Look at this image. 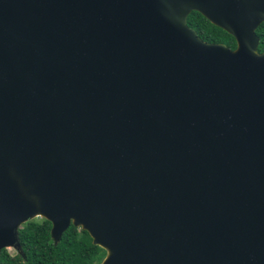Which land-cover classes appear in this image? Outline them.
Segmentation results:
<instances>
[{
	"label": "water",
	"instance_id": "95a60500",
	"mask_svg": "<svg viewBox=\"0 0 264 264\" xmlns=\"http://www.w3.org/2000/svg\"><path fill=\"white\" fill-rule=\"evenodd\" d=\"M263 22L264 0H0V251L41 216L101 264H264Z\"/></svg>",
	"mask_w": 264,
	"mask_h": 264
},
{
	"label": "trees",
	"instance_id": "16d2710c",
	"mask_svg": "<svg viewBox=\"0 0 264 264\" xmlns=\"http://www.w3.org/2000/svg\"><path fill=\"white\" fill-rule=\"evenodd\" d=\"M188 25L209 43H224L236 48V41L225 30L213 25L201 13L193 11ZM260 37L259 51H264V22L256 30ZM51 223L28 222L19 230L22 254L11 255L7 249L0 251V264H101L106 251L92 243L89 233L74 225L63 233L55 244L50 234Z\"/></svg>",
	"mask_w": 264,
	"mask_h": 264
},
{
	"label": "flooded vegetation",
	"instance_id": "af4514ba",
	"mask_svg": "<svg viewBox=\"0 0 264 264\" xmlns=\"http://www.w3.org/2000/svg\"><path fill=\"white\" fill-rule=\"evenodd\" d=\"M45 218H43V217H41V216H36L35 218H33V219H30L29 221H27V222H25V223H28V222H34V223H42L43 222V220H44ZM45 220H47V219H45ZM24 223V224H25ZM24 224H22L20 227H19V230H20V228L24 225ZM51 227H52V225H51ZM50 231H51V228H50ZM21 245V244H20ZM9 249V248H8ZM14 252H15V255H18V254H22V247H21V249L20 250H17V249H15V248H11Z\"/></svg>",
	"mask_w": 264,
	"mask_h": 264
},
{
	"label": "rangeland",
	"instance_id": "374dc122",
	"mask_svg": "<svg viewBox=\"0 0 264 264\" xmlns=\"http://www.w3.org/2000/svg\"><path fill=\"white\" fill-rule=\"evenodd\" d=\"M7 251H8L11 255L15 256V252H14L11 248L7 249Z\"/></svg>",
	"mask_w": 264,
	"mask_h": 264
}]
</instances>
